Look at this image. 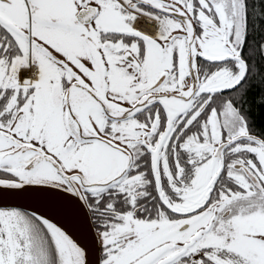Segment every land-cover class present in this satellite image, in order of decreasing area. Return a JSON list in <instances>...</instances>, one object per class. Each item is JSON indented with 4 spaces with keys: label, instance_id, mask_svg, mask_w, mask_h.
<instances>
[{
    "label": "snow or ice",
    "instance_id": "1",
    "mask_svg": "<svg viewBox=\"0 0 264 264\" xmlns=\"http://www.w3.org/2000/svg\"><path fill=\"white\" fill-rule=\"evenodd\" d=\"M0 264H264V0H0Z\"/></svg>",
    "mask_w": 264,
    "mask_h": 264
}]
</instances>
